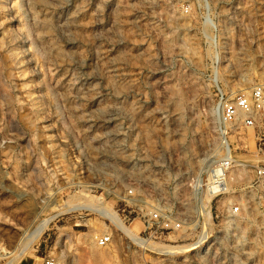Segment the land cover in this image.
Instances as JSON below:
<instances>
[{
  "label": "rangeland",
  "instance_id": "1",
  "mask_svg": "<svg viewBox=\"0 0 264 264\" xmlns=\"http://www.w3.org/2000/svg\"><path fill=\"white\" fill-rule=\"evenodd\" d=\"M256 90L264 0H0V264H95L86 238L99 264H264L247 192L190 224L195 179L264 166V110L220 118Z\"/></svg>",
  "mask_w": 264,
  "mask_h": 264
},
{
  "label": "built area",
  "instance_id": "2",
  "mask_svg": "<svg viewBox=\"0 0 264 264\" xmlns=\"http://www.w3.org/2000/svg\"><path fill=\"white\" fill-rule=\"evenodd\" d=\"M261 110H264V93L261 90H256L253 94V103L252 105L247 103L246 99L238 101L236 104H231L223 107L221 109V121L223 126H228L235 122L240 114H246L249 115L252 112H259ZM244 124L246 126H250L252 124V120L247 117L244 121ZM226 146L228 147V144L225 141ZM235 161V160H234ZM227 166L224 168L223 172L214 173L210 176L209 179V186L211 190V203L214 200H221L224 197L231 195L233 198H235L237 201H234L233 204L228 205V215H225L229 221V218H236L241 210V199L242 194L244 192H247L248 196L252 198V200H256L258 206L261 208V211H264V166H253L251 170L250 176H247V181L242 183V179L239 178V173L244 172V167L242 164L236 167L233 172H235L236 176L234 175L232 177V181L236 183V189L232 190L229 187V180L226 178V175L231 171L232 168L226 169ZM237 169V170H236ZM248 173V172H247ZM226 178V180H225ZM203 180L198 178L195 179L192 182L191 187V200L193 203V216L195 217L194 224H191L192 226H195L197 223L202 222V224H207L208 221L213 220V216L211 213V205L208 210V221H206L207 215L205 211H207L206 206L203 207L204 204V198L206 197L205 191H206V184H203ZM227 181V185H226ZM242 193V194H241ZM241 194V195H240ZM160 217V218H159ZM217 217V215H216ZM160 219V229L165 228L166 230H171L173 232L178 231L182 223L178 218L170 219L165 213L160 211V216L158 214H152V217L150 216L148 220H153L156 222H159ZM232 219V220H233ZM108 241L107 237L99 238L98 244L99 245H105ZM193 249L202 251L203 254H205L210 246L213 245L212 239L206 235L202 234L195 242L193 243ZM209 244V245H207ZM206 248L204 249V247ZM45 264H53L52 262H45Z\"/></svg>",
  "mask_w": 264,
  "mask_h": 264
},
{
  "label": "bare ground",
  "instance_id": "3",
  "mask_svg": "<svg viewBox=\"0 0 264 264\" xmlns=\"http://www.w3.org/2000/svg\"><path fill=\"white\" fill-rule=\"evenodd\" d=\"M226 167V165L224 166V168ZM219 172H222V171H220V170H218L217 168H215V169H212V171L206 176V178H205V180L203 181V184H206V191H205V195H206V197L204 198V204L203 205H205L206 206V208H207V213H208V210H209V207H210V205H211V199H210V195H211V190H210V186H209V179H210V176L212 175V174H214V173H219ZM241 174L239 173V178H241ZM247 176V175H246ZM241 205H244V200L242 199L241 200ZM100 208V207H99ZM109 213V212H108ZM111 216V215H110ZM117 218V217H116ZM208 219V218H207ZM206 221H208V220H206ZM131 236H132V234H130ZM134 240V239H133ZM84 241L87 243V242H89V244H88V249H89V252H90V255L91 256H93L94 258H95V264H99V259L98 258H100L99 257V254H96V248L94 247V245H92V243H91V241L90 240H88L87 238L86 239H84ZM137 241H138V239H137ZM142 241V240H141ZM142 242H144V241H142ZM141 243V242H140ZM145 243V242H144ZM143 243V244H144ZM142 244V243H141ZM164 249V248H163ZM165 249H166V247H165ZM161 250V249H160ZM168 250V249H167ZM101 260V259H100Z\"/></svg>",
  "mask_w": 264,
  "mask_h": 264
}]
</instances>
